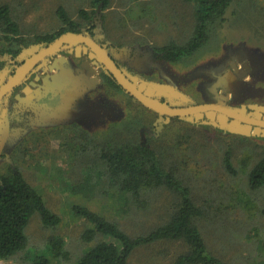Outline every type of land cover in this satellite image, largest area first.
<instances>
[{
	"label": "rangeland",
	"instance_id": "1",
	"mask_svg": "<svg viewBox=\"0 0 264 264\" xmlns=\"http://www.w3.org/2000/svg\"><path fill=\"white\" fill-rule=\"evenodd\" d=\"M3 4L9 7L18 25L19 40L27 44L59 29L58 8L64 9L70 18L84 17L79 16L80 11L92 12L89 0H0V5ZM193 13V4L183 0H111L108 9L98 12L106 38L111 42H134L156 50L187 43L193 32ZM12 44V48L18 49L17 41ZM244 45L264 55V0H233L221 28L210 33L199 51L177 64L169 63L170 76L166 81L195 104L206 101L205 96L201 97V87L210 80L202 76L201 67L211 58L214 64L226 50H242ZM4 48L1 45L0 50ZM194 77L199 80L192 81ZM180 79L186 85H182ZM196 82L200 83L194 86ZM109 95L128 100L124 94L113 91ZM254 98L264 102L262 95ZM243 102L242 96L234 101L236 105L245 104ZM136 112L138 117L146 115L151 120L139 127L140 138H154L149 143L161 157L165 169L188 187L193 202L203 211L197 224L209 250L227 264H264V186L252 189L249 185L251 168L264 156V138L241 139L216 127L185 120H171L158 126L154 121L156 117L142 112L139 105L132 110ZM115 133L120 134L107 126L103 136H71L68 142L37 136L25 139L15 147L14 153H8L24 179L41 195L46 207L60 218V222L57 226L46 227L34 214L25 230L26 249L12 259L0 260V264H32L35 257L41 255L50 258L47 245L56 236L64 239L70 255V260L61 264H74L105 238L99 236L90 242L83 239L90 224L74 215L73 207L87 208L107 220L116 221L119 228L132 235L170 219L177 199L164 188L144 193L146 207H133L125 214L121 212L122 198L118 192L104 191L106 180L95 175L102 166L97 145L108 137H118ZM127 133L130 134L125 131ZM146 133L155 135L147 136ZM227 151L234 173L227 172L223 164ZM86 179L98 184L94 197L88 196V186L78 185ZM182 251L176 242L159 241L136 248L127 264H171Z\"/></svg>",
	"mask_w": 264,
	"mask_h": 264
},
{
	"label": "trees",
	"instance_id": "2",
	"mask_svg": "<svg viewBox=\"0 0 264 264\" xmlns=\"http://www.w3.org/2000/svg\"><path fill=\"white\" fill-rule=\"evenodd\" d=\"M183 1L194 6L192 36L183 46L167 45L157 48L163 58L172 64L191 58L202 48L209 39L210 33L214 34L217 28H221L225 14L233 2V0ZM110 3L111 0H89L92 12L80 11L79 16L90 17L97 8L105 11ZM56 13L61 24H68L66 20L68 15L64 9L58 8ZM44 37L51 39L50 35L45 34L40 37L41 40ZM19 38L18 25L12 19L9 7L6 4L0 5V48L1 45L5 47L0 52H6L7 49L14 47L12 43L18 42ZM139 106L142 112L146 111L145 113L148 112L147 114L156 117L154 121H157L158 126L165 123L163 121L165 117L160 119L155 112ZM135 114L138 117L137 112ZM171 120L185 119L172 117L166 122ZM148 121L137 120L132 127L124 122L126 125L115 131L120 133L114 134L119 135L118 137H108L97 145L96 152L102 166L95 175L106 180L104 186L106 193L109 189L118 192L122 198L123 214L129 213L133 207H146L143 203L144 193L158 188H164L176 195L175 211L165 223L138 235H132L119 228L116 221L107 220L87 208L73 207L74 215L84 218L90 224V228L83 234V239L90 242L99 236L105 238L81 255L74 264H127L136 248L159 241L176 242L183 248L171 264H227L216 257L204 241L197 224L203 211L193 202L188 187L172 172L165 169L161 157L149 143L154 138H140L139 127L146 125ZM188 122L203 124L201 121ZM158 126L155 125V129ZM125 131L130 134H125ZM146 135L155 134L146 133ZM240 138L246 137L240 136ZM223 164L227 172H235L228 151L223 158ZM92 183L86 179L78 184L83 188L88 186L89 197H94L96 194L94 189L98 185ZM249 185L252 189L264 186V156L251 168ZM34 214L40 217L46 227L57 226L60 222V218L46 207L41 195L24 179L19 169L16 167L12 169L8 164L0 167V260L12 259L26 249L28 238L25 230ZM262 214L264 215V209ZM47 251L50 258L59 264L70 260L62 237H52L48 242ZM50 258L43 255L36 256L32 264H54Z\"/></svg>",
	"mask_w": 264,
	"mask_h": 264
},
{
	"label": "flooded vegetation",
	"instance_id": "3",
	"mask_svg": "<svg viewBox=\"0 0 264 264\" xmlns=\"http://www.w3.org/2000/svg\"><path fill=\"white\" fill-rule=\"evenodd\" d=\"M99 11V8L95 9L91 17H68V24L60 22L59 29L48 34L50 40L47 37L41 40L40 37L45 34L28 44L25 40H19L18 49L0 52V72H4V85L18 67L61 35L73 33L82 38L75 43L61 44L58 50L37 61L19 83L0 99V123L4 124L7 135L0 149L1 168L8 164L12 169H19L8 153H14L15 147L28 138L45 136L50 140L60 142L65 139L68 142L71 136H103L107 126L116 131L126 125L124 122L132 127L137 120H149L146 115L137 117L132 113L141 104L117 85L96 57L90 58L93 51L86 39L105 49L115 66L130 80L136 78L137 81H132L137 84L139 80H145L171 85L166 81L170 76V62L148 45L108 40ZM19 55L21 58L18 59ZM61 57L65 58L64 62L59 61ZM55 60L58 68L53 64ZM86 62L88 67L84 66ZM205 64V67H201L202 76H208L210 83L201 87V97L205 96L206 101L197 104L215 103L216 95L222 94L229 95V106L264 105V102L254 98L259 95L264 97V55L258 49L244 45L242 50H226L214 64L213 58ZM89 69L95 72L89 74ZM93 78L97 80L96 83ZM194 80L199 78H192ZM180 81L182 85L185 84L183 79ZM199 83L196 82L194 86ZM111 91L124 94L129 101L110 97ZM241 96L245 104L236 105L234 101Z\"/></svg>",
	"mask_w": 264,
	"mask_h": 264
},
{
	"label": "water",
	"instance_id": "4",
	"mask_svg": "<svg viewBox=\"0 0 264 264\" xmlns=\"http://www.w3.org/2000/svg\"><path fill=\"white\" fill-rule=\"evenodd\" d=\"M80 39H82L80 35L73 33L61 35L43 48L38 55L18 67L14 75L4 85H2L4 72H0V99L19 83L37 61L58 50L61 44L75 43ZM85 41L93 51L90 54V58L96 57L97 61L101 63L125 93L134 98L143 107L155 112L160 119L165 117L163 121L166 122L172 117L185 119L190 122L201 121L203 124L211 125L231 134L264 138V105L229 106L227 104L229 95L224 96L222 94L216 95L217 101L215 103L195 104L180 90L169 84L145 80H139L137 84L134 82L136 78H132L134 81L130 80L115 66L113 61L107 56L105 49L100 48L90 39ZM19 58H21V55L18 56ZM59 61L64 62L65 58L61 57ZM53 64L55 67H59L56 65V60ZM84 66L88 67V63L86 62ZM94 72L93 69L88 71L89 74ZM92 80L95 83L97 82L95 78ZM3 125V123H0V149L7 138Z\"/></svg>",
	"mask_w": 264,
	"mask_h": 264
}]
</instances>
